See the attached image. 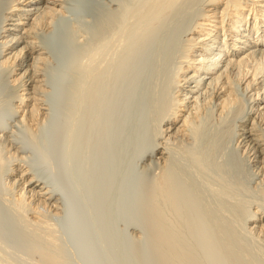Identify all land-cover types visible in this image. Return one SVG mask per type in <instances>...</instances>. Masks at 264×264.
Masks as SVG:
<instances>
[{
    "label": "bare ground",
    "instance_id": "1",
    "mask_svg": "<svg viewBox=\"0 0 264 264\" xmlns=\"http://www.w3.org/2000/svg\"><path fill=\"white\" fill-rule=\"evenodd\" d=\"M179 1L181 0H143L140 3L142 6H139L136 0H0V108L8 112L9 118L11 117L13 122L11 126L13 129L10 133L0 132V180H2L0 186H2V190L7 191L6 194L13 197L9 201V205L4 200L5 198L2 200L10 207L8 208L14 213L15 219L24 228H33L31 234L38 238H45L49 247L56 246H54L56 236L53 235L55 236L53 237L49 231L53 225L51 224L52 220L56 221V217H60L63 203H61V197L57 196L59 194L49 187L51 184L47 183L44 175L33 167L31 154L36 149L39 151L40 146L42 147L41 144L44 142L42 132L51 115L47 96L49 94V75H51L54 66L57 43L64 38L79 43L80 38L85 37V34H88L89 30L93 28H88L90 24L96 28L97 32L94 30L96 34L98 32L101 34L105 31L102 28L105 29L106 25L110 24L107 22L108 19L112 21L114 17L113 21L117 22L121 19L125 22H119L121 21L119 20V23H126V20L128 22L126 17H129L130 14L131 19L134 17V20L130 19L131 23L137 21L133 24L140 28V32L137 31L136 35L142 33L141 29L151 27L152 30L149 29V34L152 32L151 35L158 39H156L157 43L153 37L154 40L150 39L156 45L152 52L153 56L150 55L153 57L150 61L153 62L150 69L152 77H148L150 79L147 81L149 84L147 85L151 89L148 91L146 102H150L148 117H150L151 123L148 122L152 127L153 135H151L153 137L160 135L163 142L158 148V145L155 146L156 150L152 147L155 152L151 150L154 153L145 157L140 170L145 175L158 168L157 188L155 187L157 191L151 192L153 196L156 194L158 199L160 198V200L155 199L160 205H156V207H160V211L157 210L158 208L153 209L158 211V213L153 211L154 214H157V218L153 214L155 220L158 219V226L156 225L154 233L159 231L158 237H155L163 241L162 246L172 245L173 247L174 245L173 248L170 246L171 249L165 247L167 250L163 251L164 253L160 251L165 248L158 247L160 255L162 254V257L164 255L165 260L168 258L169 262L166 261V263H172L171 259L173 258H169L174 256L172 249L175 248L176 243L174 244V242L180 233L177 235V231H182L180 228L184 226L183 219H188L184 216L187 214L186 211H183L181 207L183 205L185 207L187 202H190V197H194V204L204 207L202 211L203 218L206 217L204 221H208L209 228H212L209 231H212L213 237L215 236L216 241H219L218 249L222 250L219 257L222 254L225 256V259L219 261L228 259L235 264L244 262L251 264L249 260H252L257 264L255 256L259 257L261 254L256 252L255 255L251 253V249L258 244L264 247V0H182L185 2H180L182 5L178 6ZM136 2L137 4H135ZM134 5H137V8ZM105 21L107 24L104 23ZM115 22L111 23L117 26V30L118 24L116 25ZM121 26L123 27V25ZM107 31L109 30H106V35ZM144 31L146 30L144 29ZM95 32L93 33L95 34ZM99 33L98 35H100ZM140 34L139 36L142 35ZM151 35H148L149 38ZM143 36L135 38L141 39L143 44ZM93 38L96 40L98 37ZM120 39L124 40L122 36ZM131 41L129 43L133 42ZM110 42L108 43L111 44ZM151 42L149 43L151 44ZM99 46H97L98 49H100ZM121 46L122 51L125 46ZM127 46L129 47L128 43ZM135 48L134 46L132 50ZM103 49H100L99 52L104 53ZM94 50L96 48L93 49L96 54ZM94 53L92 54L94 55ZM112 53H114L113 50ZM105 56H107L106 52ZM118 56L116 58H119ZM100 58L102 61L99 60L103 62L104 56L103 58L100 56ZM109 58L111 60L110 56ZM105 60L107 61L106 58ZM108 63H106L107 66L112 64L110 61ZM108 67L111 68V65ZM90 69L89 71H92ZM105 69L103 68V70ZM152 69H154V73H152ZM97 73L99 74V72ZM169 141L172 144H177L178 148L175 147L174 151L171 150L172 148L169 149L166 144L170 143ZM185 141H190V144L188 142L186 144L190 145L187 148H190L191 152L188 149L187 151L184 149V151L186 155L192 157L190 162L194 161V164H190L198 166L197 171L195 170L199 177L198 180L203 178L207 181H204L207 183V191L204 190L206 191L204 194H201V190L199 191L200 188L195 183L196 181L193 182L192 175L191 178H188L193 179L189 180L196 185L193 186L189 183L186 177L190 184L189 187L193 188L181 186L186 178L180 177L182 169L178 167L179 162L174 159V155L176 148L177 153L181 148H185ZM171 143L169 146L172 147ZM182 167L184 169V166L181 165ZM184 171L182 174L185 175ZM189 174L187 171V175ZM153 179L155 181V178ZM178 179L182 181L181 185L179 184L181 181ZM197 185L198 190L196 189ZM180 189L183 190L180 192ZM179 193H183L184 197ZM192 194L193 196H191ZM182 197L184 199L187 197L185 200L189 201L184 200V204ZM176 199L182 202V205L179 204L180 207L177 204L179 201L174 204ZM210 201H213V204L211 208H208L210 205L207 204ZM253 203H256L257 206L251 207ZM188 206H190L189 203ZM188 206L186 205V210ZM193 207L194 210L196 209L195 214H200L197 217H200L198 219L201 221L200 208ZM192 208L187 210L190 214L187 216L192 217ZM191 219L189 220L192 221L191 225L189 224V229L193 227V222H197V219ZM204 221L199 222L200 225L202 223L201 227L203 228L201 229H204ZM157 222L155 221L154 224ZM207 233L206 235L210 232ZM78 234L76 235L78 236ZM82 236L84 238L85 234ZM183 241L181 239V245H183ZM180 243L176 244V248L181 246ZM49 247L47 248L50 250ZM220 247L222 248L220 249ZM178 248L181 249V247ZM179 249L178 251H180ZM168 250L172 253L167 252ZM185 250L182 251L185 253ZM42 251L40 250V253ZM46 251L43 254L45 253L46 257L53 261V264L63 262V259L59 258L61 260L59 262L55 255L46 254ZM182 251L174 252L182 254ZM184 253L183 258L186 256ZM214 255L212 254V256ZM175 257L179 258V256ZM257 259L259 260V258ZM85 261L83 260V262ZM174 261L172 264L177 263ZM230 262L229 264H231ZM260 262L263 263L261 260ZM260 262L258 261V263Z\"/></svg>",
    "mask_w": 264,
    "mask_h": 264
},
{
    "label": "rangeland",
    "instance_id": "2",
    "mask_svg": "<svg viewBox=\"0 0 264 264\" xmlns=\"http://www.w3.org/2000/svg\"><path fill=\"white\" fill-rule=\"evenodd\" d=\"M136 1L138 2L139 6L140 5L142 6V4L140 3H142L143 0H140L141 2L138 0ZM137 2L135 4H137ZM180 2L183 3L185 1L181 0L179 1V3ZM181 5H182L181 3L178 4V6ZM134 6L137 8V5ZM139 6L138 8H140ZM128 16L129 17H126L128 19V22L126 20V23H119V22H125L124 20L122 21L121 19H119L121 21L118 20L119 22L116 19L117 22H115L113 21L115 20L114 17L112 21L109 19L107 20L108 23L110 22L109 25L105 21L104 23L107 25L105 29H103L104 27L102 28V30L105 31L104 33L101 31L103 34L102 33L100 34L98 32L100 35H98V33L96 34L97 32L96 28L94 26H90L92 25L90 24L88 28L90 29L92 27L93 28L91 30L87 29L90 32L87 31L88 34H85L86 38L85 37L80 38L82 41L80 40L81 42L79 41V43H75V41L73 42V40H69V39L67 40L66 38L58 41L55 52L56 55H54L55 56L54 66L52 68L51 75H49L50 76L49 80L51 82L49 81V86H48L49 94L47 96L48 105L50 104L49 112L51 115L50 114L49 115L52 117L50 119L49 116L50 120L48 119L49 122L47 121L48 123L45 125L43 129L42 133L44 134L43 136L44 142L41 144L42 147L41 146L39 147V151L38 149H36V151L38 152L36 151H33V153L31 152L32 153L31 161L33 167L36 170L38 169L37 171H39V173L44 175L49 185L51 184L49 187H51L56 194H59L57 195L58 197H61L60 199H61V203H63L62 204L63 211L60 217L58 218L56 217V221L52 220L53 223L51 222V224H53L51 225L53 227V230H51L52 229L51 227L50 231H54V230L55 231L54 232L49 231V233H52V236L53 235L56 236V237L53 236L55 237L54 238L55 243L57 242V240L59 241L56 244L54 243V246L55 245L57 246V247L55 246L56 248L49 247L48 246L49 243H46L47 240L45 238L43 237L38 238L37 236L31 234L33 228H28V227L24 228L21 225V223H19L15 219L16 217L14 216V213L11 212L12 210L9 209L10 207L8 205H9V201L12 200L13 198L11 197L12 195L9 196L8 194H6L5 192L7 191L2 190L3 188H1L2 186H0V263L1 264H53V261H50V259L46 257L45 253L43 254V252L46 251V249H48L47 247H49L50 250L48 249L47 250L48 252L46 251V254L48 253L49 255H55L59 262L61 261L60 259H63L64 263L61 261L60 262L61 264L62 263L63 264H168L166 263V261L169 262L168 258H166L167 260H165L164 255L162 257V254L160 255V252L161 253L163 251L165 252V250H167L170 246L172 247V245L170 246L168 245L167 246L168 248L165 246L167 248L166 249L164 246H162L163 241H161L160 238L159 239L156 238L158 237L159 231L157 230L158 232L154 233L158 226L157 225L158 219L155 220V218H157V214H154L156 210L154 211L153 209L158 208L156 207V205L159 204L157 200H160V198L158 199L156 194H154L153 196V193L151 192L157 191L156 176L158 173L157 171L158 168H155L157 170L154 169L155 171L149 173L150 175L149 174L143 175V173L140 170L143 161L145 160V157H148L149 155L153 154L155 152L154 150H156L160 145H162L163 142V139H161L160 135H156L155 137L152 136L153 135L151 132L152 127L150 124L151 122L149 120L150 117H148L149 114L148 108L150 107V105L148 106V104H150V102L149 101H148L149 103L146 102L148 97L147 95H149L148 91H150L151 89L149 88L148 86L149 84L147 82L150 79L148 77L149 76L152 77L150 69L151 66L153 65L152 64L153 62L151 63L150 61L151 58L153 59V57H150V55L153 54L152 52L156 44L154 43V41L151 42L152 40L155 39L151 35L152 32H150L149 34V29H151V27H145V26H143L145 28L141 29L142 35L139 33L141 36L143 35L146 36V37L144 36L142 37L144 40L143 44L145 46L142 44L141 39L139 40L137 38L138 39L137 42V39L135 37L138 36L139 38H141L139 34L136 35V33L140 32V28L138 26L135 27V24H133L135 21L131 23L132 22L131 20H134V17L133 19H131L130 18L131 15L129 14ZM129 20L134 27L129 23ZM135 20L137 19L135 18ZM111 22L113 23L115 22L116 25L118 24L117 30H116L117 26L113 25V23ZM121 25H123V27ZM124 25L127 26L124 27ZM120 27L121 29H119ZM129 27L132 29L129 30L128 29ZM107 29L109 31H107L108 33L106 35L105 32ZM144 29L146 31H144ZM93 32H95V34ZM111 32L115 35H113ZM128 33L131 34L129 35ZM94 35L96 36V38L98 37L96 39L97 41L95 40V38H93L95 37ZM148 35H151V38H149ZM121 36L122 38H124V40L126 39L127 42L124 41L123 39H120ZM105 37L106 39H103ZM152 37L154 39H152ZM148 38L151 44L148 42ZM108 39L110 40L113 39V40L110 42V40L108 41ZM133 39L135 40V43L136 42L137 44L139 42L141 43L138 44V47L141 45L139 48L136 46L137 44L134 43ZM156 39L155 42L157 43L158 39L157 40ZM117 40L120 42H118ZM130 41L132 43H129ZM108 42H110L111 44H109ZM113 42L118 43L119 46L118 44ZM59 43L60 46H58ZM127 43L131 48L127 46ZM100 44L103 45L105 44L106 47L104 48L105 45L103 46ZM97 46H99L100 49L104 48L102 50L104 53L99 52L101 50L98 49ZM120 46L121 47L125 46L124 47L125 50H127L126 48L127 46L128 50L125 51L122 48L121 51ZM134 46L136 48L132 50ZM95 48L96 50L94 51L96 52V54L93 52V49ZM118 48L119 50H117ZM97 49H98V53H97ZM89 50L90 53L92 52L94 53V55L92 53L91 54L88 53ZM112 50L114 53H112ZM114 50H116L117 52H115ZM109 51L111 52V54H109L110 53ZM105 52L108 57L105 56ZM121 52L124 53L122 54ZM102 54L104 56L103 62H101L102 59L100 58V56L103 58ZM115 55H117L119 58H116L117 56ZM109 56L111 57V60ZM105 58L107 59V61L105 60ZM115 60L116 61L118 60L119 62L118 61L116 62ZM120 60L123 62H121ZM109 61L110 63L115 64L113 65L114 67L112 66V64H110L111 68L108 67L110 65L107 66V64H109L108 63ZM99 63L100 64L103 63V64H101L100 66ZM147 64L150 65V68L149 65ZM103 68L106 69L103 70ZM89 69L92 71H89ZM102 70L103 72L101 73ZM152 71H153L152 73L155 72L154 69H152ZM97 72H99V74ZM9 116L10 115L8 114V112L5 111V109L0 108V122H1L0 132L10 133L12 131L13 128L11 126L13 125L12 124L13 122L11 117L9 118ZM187 142L190 144V141H185V148L183 149L181 148L178 151V153L180 154L177 153V148H178L177 144L175 143L172 144L170 142L172 147L169 146L170 143L167 142L166 144L169 147V149L172 148L171 149L172 151H174L175 147H177L175 151L174 159L177 162H179L180 165L178 164V167L182 169L180 177L191 178L193 176L192 177L194 179V180L192 179L193 182L196 181L195 183L198 184L200 188L199 189L197 185L196 189L197 190L199 189V191L201 190L200 191L201 194H204L207 191V186H206L207 183H205L207 181L203 178L198 180L199 177L196 172L198 166H194L193 165L194 161L190 162V158L192 159V157H189L188 155L185 154V151H187V149L188 151L190 150L189 152H191V149L187 148L188 146V144H186ZM155 146H157V148ZM51 147L53 150L51 149ZM152 147L154 148V150H152L153 149ZM188 147H190V145ZM151 150L154 152H152ZM189 152L187 153L190 155ZM177 156L180 161L177 159ZM181 165L184 166V169L183 167L181 168ZM183 170H185L183 173L186 172L185 174L186 176L182 174ZM187 171L188 174L190 172L189 175H187ZM153 178H155V181ZM187 178L183 182L184 184L182 185L180 184L182 183V181L178 179L179 181H181L179 182V184L182 187L185 186L184 188L189 187L190 185L189 183H191L192 181L190 178H188V180L189 179L191 180V181L189 180L188 183ZM150 180H152V182H154L155 184L150 182ZM1 182L2 180H0V184ZM185 184H187L188 186ZM191 184L193 186L196 185V184L194 185V183ZM182 190L180 189V192ZM62 193H64L65 195ZM183 193H179V195L181 194L183 196ZM155 196L156 198H153ZM188 196L190 195L188 194ZM191 196H193V194ZM2 199L7 201L8 205L5 204L6 202ZM155 199L157 200L155 201ZM185 199H187V197H185ZM185 199L183 198L182 202ZM193 199L194 197L193 198L190 197L189 199L190 202H187L186 204L187 206L188 203L190 204V206L187 207L188 208L187 210L189 209L191 210L193 206L197 207V209L200 208L199 211H201L200 213L202 217L201 221H204V219L206 218V217L203 218L202 216L204 215L202 212L204 207H201L196 203L194 204ZM189 200H185V201H189ZM176 201H179L177 202L178 206L179 204L182 203L180 202V200L176 199L174 204L176 203ZM208 203L209 204L207 205L208 206L210 205L208 208H211L213 201H210ZM255 204L256 203H253L251 207L257 206ZM153 206L156 208H154ZM183 206L181 208L183 211H186L187 214L183 212L182 213L186 214L184 216L188 217V219L185 220L183 219L182 223L184 226H182L183 228H180V230H182L183 232L179 230L177 231V235L179 232L180 233L178 235L179 237L177 236V240L174 242V244L176 243L177 245H179L182 239V241L184 240L182 243L183 245H181L180 243L181 246L178 247H181L182 250L185 249L186 250L184 253V251H182L177 247L180 251H182V254L180 253L176 254L175 252H180V251H178V249L176 248L177 245L175 244V248L172 249L173 251L171 250L174 256L170 257L169 259L173 258L171 260L174 261L177 260L178 258L175 256H179L180 259L178 258L177 261H174L177 262L175 264H182V263L183 264H229L230 261H228V259L227 261L224 260L219 261L222 260L225 256H223L222 254L221 256L223 257L221 256H220L221 258L219 257L222 250L219 251L218 249L219 241H216L217 238L215 236L213 237L214 234L211 233L212 231H209V229L212 228H209L208 221L206 220L204 221L203 223L204 229H201L203 227H201L202 223L201 225L199 223L201 222L200 219H198L200 217H197L199 213L197 215L195 214L196 209L194 210L193 209L194 207L192 208L193 210L191 211L192 217H190L187 216L190 214ZM159 208L157 209L158 211H160ZM158 211L156 213H158ZM8 212L10 213L7 214ZM153 214L154 216L156 215L155 218ZM75 216H79V217L77 218ZM185 217H181V218H185ZM189 218L190 219L193 218L195 220L197 219L196 221L198 222V223L193 222L194 224L193 227L191 226L192 227L190 228L191 230L189 229V226L191 225L190 223L192 221L190 222ZM155 221L157 222L156 224H154ZM187 221H189V223H187ZM195 229L198 231H196ZM186 231L187 233L189 232L188 233L189 235L186 233ZM207 232L208 233L210 232L212 235L210 233L208 234ZM206 233L208 235H206ZM76 234H78V236ZM84 234L85 236L83 238L82 235ZM180 234L182 235L187 234V235L181 236ZM81 239L84 240L82 241ZM36 242L39 243L40 245L37 244ZM217 242L218 244H216ZM78 245L80 246V248H78L79 247ZM207 246L208 248H205ZM254 246L251 249V253L256 255V252H259L261 255L260 254L258 255L262 256V257L260 256L258 257L257 255L255 256L257 260L256 263L260 264L261 263L260 260L264 263V256H263L264 247H262V245L259 244L257 246L256 245ZM158 247H160L161 249L163 248L165 249L159 252L160 249ZM188 248L191 249L189 250ZM221 248L222 247H220V249ZM40 250L43 251L40 253ZM169 251L170 250H168L167 252ZM183 253L186 255L184 257L186 260L183 258L184 256ZM212 254L215 255L212 256ZM42 255L45 257H41ZM252 257L254 258L253 255ZM181 258L183 259L181 260ZM193 258L195 259L193 260ZM257 258H259V260ZM83 260L86 261L83 262ZM184 260L185 262H182ZM42 261L44 262L42 263ZM249 261H251V264H255L252 260ZM258 261L260 263H258ZM230 263L235 264L233 262ZM248 264H250V262Z\"/></svg>",
    "mask_w": 264,
    "mask_h": 264
}]
</instances>
